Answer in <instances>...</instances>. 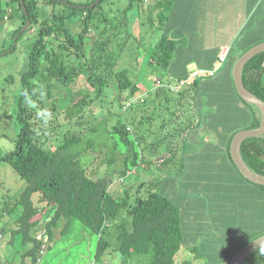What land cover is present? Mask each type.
Returning <instances> with one entry per match:
<instances>
[{
    "label": "trees",
    "instance_id": "1",
    "mask_svg": "<svg viewBox=\"0 0 264 264\" xmlns=\"http://www.w3.org/2000/svg\"><path fill=\"white\" fill-rule=\"evenodd\" d=\"M15 1L22 24L26 18L30 19L26 30L32 29L33 23L37 25V37L31 43L27 66L20 76L16 115L20 128L15 148L0 154V161L8 162L25 181L15 202L21 207L15 219L19 227L12 231L19 232L22 241H32V246L23 254L30 257L32 264L40 262V244L48 247L52 228L61 218L66 224L78 220L98 236L96 259L107 248L101 232L110 220L114 221L117 233L115 249L122 257L151 253L148 264H174V255L184 235L191 232L184 217L195 213L191 205L180 209L169 198L171 194L179 195L176 183L183 178L187 183L183 188L201 191L206 198V202L194 198L187 203L212 206L217 210V217L228 222L218 226L221 237L218 241L224 246L220 264H228L236 250L264 234V185L244 178L229 154L235 132L260 124L259 109L242 100L235 90L232 66L249 47L264 41V0L260 1L263 3L258 12L252 10L258 0L249 6L246 14L253 21L239 26L242 32L235 33L223 67H218L211 75L194 78L176 91L170 79L187 78L191 72L187 65L191 62H195L196 67L206 68L210 58L214 65L221 46L212 51L206 49L197 57V52L189 48L186 53L192 57L181 56L182 63L172 68L179 47L163 29L165 26L175 29L173 22L178 15L174 16L171 11L173 0H153L146 8L147 21L158 22L156 26L162 31L149 53L147 67L162 68L164 72L158 84L137 98L138 81L131 77L127 67L116 66L119 55L114 57L110 49L112 39L118 38L121 28L127 26L120 18L113 27L104 29L112 15L107 9H101L103 0L92 8L89 5L95 0L82 3L83 8L64 2L66 10L55 9V4L61 0H21L27 15L22 11L20 0ZM144 1L128 0L119 10L109 11L125 18L135 2ZM253 13L257 15L255 19ZM73 27L78 29L76 33ZM93 31L97 36L90 33ZM16 32L20 33V28L13 36ZM124 46L125 41H122L118 50ZM9 48L13 50L14 45L12 47L11 43L0 52ZM80 76L85 84L73 91L72 86L77 85ZM241 79L247 90L264 101V51L244 64ZM58 84L64 87L60 89ZM65 86L71 89L65 113L67 121L82 119L76 123L77 129L64 132L55 144L52 137L59 125L55 117L58 108L55 94ZM41 88L45 89V97L40 94ZM92 105L97 106V111L87 112L86 108ZM162 113L179 121L183 117L180 122L168 118L173 120H169L168 125L165 120L156 124L160 133L155 140L164 147L161 145L153 161L162 177L137 183L132 195L131 190L128 192L125 188L121 196H114L108 190L109 177L96 176V169L89 170L88 163L101 156L100 164L119 176L128 175L130 168L138 163L144 165L146 156L136 149L141 136L128 134L135 122L142 123V119L148 117L150 124L156 114ZM174 121L178 126H174ZM46 141H49L47 146ZM118 154L122 156V165L115 170ZM240 155L251 170L264 175V134L243 140ZM36 192L38 202L43 204L41 208L31 200ZM48 209L51 210L49 218L42 219ZM122 209L124 214L120 213ZM64 229L65 224L62 232ZM0 264L7 262L0 257ZM19 264H25L24 259ZM241 264H264V246L250 252Z\"/></svg>",
    "mask_w": 264,
    "mask_h": 264
},
{
    "label": "rangeland",
    "instance_id": "2",
    "mask_svg": "<svg viewBox=\"0 0 264 264\" xmlns=\"http://www.w3.org/2000/svg\"><path fill=\"white\" fill-rule=\"evenodd\" d=\"M61 1L62 2H57L55 4L56 10H66L67 7L64 5V2L82 5V3L89 0ZM173 1L174 2L171 4V11L174 16L176 13L178 15L176 18L177 21L173 22L175 26L173 28L175 29H170L166 26L163 29V31H166L168 37L177 41V46L179 47L174 55L175 62L173 61L174 63L171 64L172 68L182 63L181 56L183 57L186 55L190 58L192 57V55L187 54L186 51L189 48L192 49L193 46L208 47L210 51L219 46H222L220 49L231 46L235 36L239 32H242V30H237V28L253 21L248 19V14H246V12L249 6L253 5L255 0H215V2H213V0ZM260 1L261 0H258L253 5L252 10L256 9L257 12L259 11L263 3ZM126 2H128V0H103L100 7L101 9H107L110 15H112V18H110V21H108L104 28L106 31L110 27H113L118 19L122 18V20L125 21L124 24L127 27H125V29L122 27L121 33L117 35L118 38L112 39L113 43L110 49L114 51V57L119 55L116 59V66L127 67L131 77L140 84V89L135 92V98H137L146 90L143 89L144 86L142 85L145 81L143 77L146 76L145 78L148 80L149 85L154 86L158 84L161 72H164L162 68H156L155 70L147 67L149 53L153 50L157 37L162 29L156 26L158 22L152 21V24H150V22L147 21L146 8L149 7L153 0H145L140 4L135 2L134 8L131 12L127 13L125 18H123L121 14L113 15V13L109 11V9L115 11L119 10ZM3 13L8 16L7 19L2 17ZM256 17L257 15L253 13V18L255 19ZM22 26V19L17 2L15 0H0V49L8 48L11 43L12 47L14 45L13 50L9 48L0 52V154L7 153L15 148L20 128L16 117L18 110L17 99L21 89L20 76L27 66L28 50L31 43L37 37L36 24H32V29H24L21 31ZM17 28H20L21 32H16L13 36ZM176 28L178 29L177 33H175ZM72 29L75 33L78 30L74 27ZM90 33L93 34L94 37L97 36L94 31ZM17 37L18 39L15 40ZM122 41H125V46L119 51L118 44L122 43ZM223 65V63L220 64L221 67H223ZM196 66L195 62H191L187 65V68L192 71L198 68ZM84 81L85 80L80 76L76 80L77 85L72 86V90L75 91L78 86H84ZM170 81L176 83L175 80L170 79ZM57 86L60 89L64 87L60 84ZM70 90V87L65 86L62 91L56 92L55 94L56 100H54V102L56 106L58 105V108L55 110V117L59 124L55 131L56 134L52 137L55 144L59 142L64 132L77 129L79 125L76 123L82 119L78 117L76 120L67 121L68 119L65 117V113L68 109L66 106H68L69 103L68 94H70ZM40 94L45 97L46 93L44 88L41 90ZM46 103L49 102L47 101ZM86 111L95 113L97 111V106L92 105L91 107H87ZM84 113L85 108L81 113L83 117ZM155 116L156 117L151 120L150 124H148V120L150 119L143 116L142 123L135 122V124L132 125V130L128 134L131 136L133 133H136L141 136L136 149L143 152L146 156L145 161L147 162L144 165L138 163L135 167L130 168L128 175L119 176V174L113 173V170H109V167L106 165L100 164L101 156L91 159L90 163H88L89 165H87V168L89 170L96 169V176L107 175L109 177L110 182L108 183V190L114 196H121L125 188L128 192L131 190L130 195H132V192H134L137 187V183L142 181L148 182L149 179L162 177L163 174L156 170V165L154 163L155 157L158 156L161 151V145L162 148L164 147L163 143L160 145V142L155 140L160 133H158L159 126L156 124H159L160 120H165L166 125H168L167 122L169 120L173 121L172 119H175L179 121V119L164 113L156 114ZM138 118H140V116H138ZM182 118H180V121ZM176 125L178 126V123L174 121V126ZM149 126L151 127V131L148 130ZM143 139L145 141H143ZM47 145H49V141H46L45 146ZM121 163L122 156L118 154L114 169L119 170L122 165ZM186 184L183 178V180L176 183L179 195H168L169 198L180 206V209L184 208V206L189 207V205H191V209L195 211L194 214L186 216L187 218L184 217V222L191 228V232H189L188 235H184L183 243L174 255V264H182L184 261V264H220L221 257L224 254V246L219 244L218 241L221 239L218 233V226L219 224L226 225L228 222L221 221L219 217H217L215 214L217 210L216 208H212L211 204L210 208L206 204L201 205L196 202L187 203L194 198L196 201L201 199L206 202V198L202 195L201 191L183 188L182 185L184 186ZM24 185L25 181L13 171L10 164L6 161H0V257L5 260L7 264H19L22 259H24L25 264H32L30 257L23 255L24 252L32 246V241H22L21 234L12 231L19 227L15 219L21 207L15 202ZM144 191L145 189L143 192ZM180 195H182V198ZM31 200L38 208L43 206L42 203L38 202L37 192L33 193ZM120 213L124 214V209H122ZM50 214L51 210L48 209L47 212L44 213V218L42 219L49 218ZM117 219H115V221ZM64 224L65 229L62 232ZM113 225L114 221L109 220L107 226L102 230L101 236L106 240L108 245L104 253L96 259L94 254L98 236L91 233V231L78 220H72L71 224H66L64 219L61 218L57 221L56 226L52 228L51 240L48 241L49 245L41 255L40 262L34 264L150 263L151 253H132L127 257L121 256L119 251L115 249L117 233ZM194 255H196V257H194Z\"/></svg>",
    "mask_w": 264,
    "mask_h": 264
},
{
    "label": "water",
    "instance_id": "3",
    "mask_svg": "<svg viewBox=\"0 0 264 264\" xmlns=\"http://www.w3.org/2000/svg\"><path fill=\"white\" fill-rule=\"evenodd\" d=\"M99 0H95L93 3L89 5L90 8L94 6ZM20 5L22 11L25 15H27V11L23 5V2L20 0ZM78 8H83L84 5H76ZM30 24V19L26 18L23 26L21 27V31L26 29ZM264 51V41L257 43L251 47H249L245 52H243L234 62L232 66V80L235 86V90L239 97L247 103L255 105L261 114L260 124L257 127L249 128V129H241L235 132L230 140L229 144V154L232 162L240 172V174L246 178L247 180L264 185V175L259 174L253 170H251L243 161L240 155V145L243 140L253 137L259 136L264 133V101L259 97L254 95L252 92L247 90L243 85L241 79V71L244 64L254 55L259 52ZM264 246V234L254 238L249 241L238 250H236L231 256L228 264H241L242 261L246 258V256L252 252L254 249Z\"/></svg>",
    "mask_w": 264,
    "mask_h": 264
},
{
    "label": "built area",
    "instance_id": "4",
    "mask_svg": "<svg viewBox=\"0 0 264 264\" xmlns=\"http://www.w3.org/2000/svg\"><path fill=\"white\" fill-rule=\"evenodd\" d=\"M5 1H8V0H5ZM10 11V9H9ZM4 19H7L8 16L7 15H4L3 17ZM227 50H228V47L224 48V49H220L217 53V58H216V61L214 63V66L212 68H203V67H198V68H195L193 69L187 76V78L185 79H177L175 80L176 83H174L171 87L173 88V90H177L179 89V87L187 84L189 81H192L194 78L196 77H200V76H203V75H211L215 72V70L220 66V64L223 62V60L225 59L226 57V54H227ZM46 250V246L44 243H41L40 244V249H39V255H42L43 252Z\"/></svg>",
    "mask_w": 264,
    "mask_h": 264
},
{
    "label": "crops",
    "instance_id": "5",
    "mask_svg": "<svg viewBox=\"0 0 264 264\" xmlns=\"http://www.w3.org/2000/svg\"><path fill=\"white\" fill-rule=\"evenodd\" d=\"M174 2V1H173ZM213 2H215V0H213ZM177 14V13H176ZM4 20V19H3ZM239 28V27H238ZM238 28H237V30H238ZM225 45V44H224ZM222 47V46H221ZM220 47V48H221ZM220 48H219V50H220ZM192 51H194V52H197V55H196V57L198 56V54L199 53H202V51H207L206 49H209L210 50V48H208V47H203V46H200V47H196V46H193L192 47ZM218 50V51H219ZM209 57H207L206 58V60L208 59ZM212 61V60H211ZM211 61H210V58L208 59V61H207V63H206V68H208L209 66H211L212 65V67L214 66L213 64H211ZM200 67V66H199ZM203 67V66H202ZM212 67H209V68H212ZM149 68H151V67H149ZM208 68V69H209ZM153 69V68H152ZM156 70V69H155ZM141 76V75H140ZM145 76V75H144ZM146 77V76H145ZM145 77H143V79L145 80L144 81V83L142 84L144 87H143V89H146L144 92H146L147 91V89L148 88H153V85H149V83H148V80L145 78ZM139 84V83H138ZM139 86H140V84H139ZM143 94V93H142ZM141 94V95H142Z\"/></svg>",
    "mask_w": 264,
    "mask_h": 264
},
{
    "label": "clouds",
    "instance_id": "6",
    "mask_svg": "<svg viewBox=\"0 0 264 264\" xmlns=\"http://www.w3.org/2000/svg\"><path fill=\"white\" fill-rule=\"evenodd\" d=\"M173 80H175V79L173 78Z\"/></svg>",
    "mask_w": 264,
    "mask_h": 264
}]
</instances>
